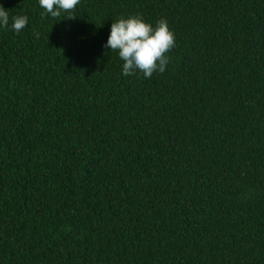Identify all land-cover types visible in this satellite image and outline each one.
I'll return each instance as SVG.
<instances>
[{
	"label": "trees",
	"instance_id": "obj_1",
	"mask_svg": "<svg viewBox=\"0 0 264 264\" xmlns=\"http://www.w3.org/2000/svg\"><path fill=\"white\" fill-rule=\"evenodd\" d=\"M0 4V264H264V0ZM129 15L162 74L105 47Z\"/></svg>",
	"mask_w": 264,
	"mask_h": 264
},
{
	"label": "clouds",
	"instance_id": "obj_2",
	"mask_svg": "<svg viewBox=\"0 0 264 264\" xmlns=\"http://www.w3.org/2000/svg\"><path fill=\"white\" fill-rule=\"evenodd\" d=\"M80 0H39V5L52 17H58L61 11L71 13L79 5ZM68 19L75 16L66 15ZM12 29L19 33L27 26L24 15L12 17ZM9 13L0 4V26L7 27ZM175 46V34L166 19L161 18L153 26L141 15H129L113 21L105 47L118 51L124 62L122 73L131 76L140 71L146 78L154 72L163 73L169 63L168 53Z\"/></svg>",
	"mask_w": 264,
	"mask_h": 264
}]
</instances>
